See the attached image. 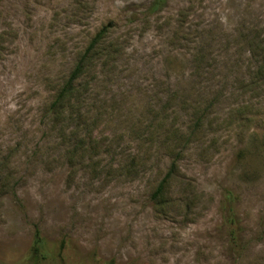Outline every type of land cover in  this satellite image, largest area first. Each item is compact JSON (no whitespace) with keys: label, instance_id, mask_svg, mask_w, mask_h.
Instances as JSON below:
<instances>
[{"label":"rangeland","instance_id":"rangeland-1","mask_svg":"<svg viewBox=\"0 0 264 264\" xmlns=\"http://www.w3.org/2000/svg\"><path fill=\"white\" fill-rule=\"evenodd\" d=\"M155 2L0 0V264H264V0ZM109 23L87 124L53 125Z\"/></svg>","mask_w":264,"mask_h":264},{"label":"trees","instance_id":"trees-1","mask_svg":"<svg viewBox=\"0 0 264 264\" xmlns=\"http://www.w3.org/2000/svg\"><path fill=\"white\" fill-rule=\"evenodd\" d=\"M165 1L166 0H156L154 7L150 11H158L160 7L165 4ZM112 26V23H109L108 25L104 26L91 40L88 48L84 51L83 55L76 64L74 70L71 72L66 83L60 89L56 99L51 103V106L48 108L47 117L51 120L53 125L57 126L59 122H66L73 118L79 121V125L87 124L86 112L84 111L86 105L85 96H88V94L92 91L91 83L86 80L87 75L89 74V72L92 71V67L98 59L97 52H102L101 50L107 48L105 46ZM251 56L254 58L255 55H252L250 53V57ZM254 59L259 62L257 57ZM262 79H264V64L260 63L255 68V73L252 76V79L246 82V84L249 87H253L256 86ZM176 132H181V130H178ZM66 133L67 131L64 129V134ZM70 138L72 139V137ZM80 148H84V145L81 142L77 144V149ZM177 168V163L175 161L172 162L167 174L164 176L162 181L159 183V186L157 187L156 191L154 192V198L156 201L160 200V198L166 195V190L169 187L170 183L173 179H176L177 177ZM226 202V206H228L229 215H231L232 212L234 213V201L232 192H229L227 194ZM43 248V238L40 236L39 231H37L34 240V255L36 257L40 256Z\"/></svg>","mask_w":264,"mask_h":264}]
</instances>
